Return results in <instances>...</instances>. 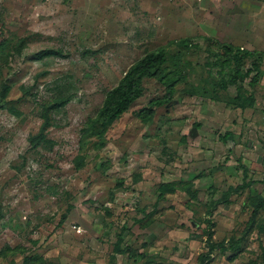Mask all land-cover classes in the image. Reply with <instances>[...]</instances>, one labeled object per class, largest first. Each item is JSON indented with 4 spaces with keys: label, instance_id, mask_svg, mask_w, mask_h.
Returning <instances> with one entry per match:
<instances>
[{
    "label": "rangeland",
    "instance_id": "1",
    "mask_svg": "<svg viewBox=\"0 0 264 264\" xmlns=\"http://www.w3.org/2000/svg\"><path fill=\"white\" fill-rule=\"evenodd\" d=\"M207 38L262 52L252 106L228 74L254 57L226 66ZM161 49L182 64L111 119L109 92ZM260 201L264 0H0V264H264ZM209 231L238 248L208 255Z\"/></svg>",
    "mask_w": 264,
    "mask_h": 264
},
{
    "label": "trees",
    "instance_id": "2",
    "mask_svg": "<svg viewBox=\"0 0 264 264\" xmlns=\"http://www.w3.org/2000/svg\"><path fill=\"white\" fill-rule=\"evenodd\" d=\"M210 42H213L217 45V53L216 55L223 57L222 63L226 66H229L230 64L237 66L240 65L245 59L253 58V62L250 64V66L245 69L244 71H241L239 68H232L229 71L230 77L232 78V83L230 84H236L237 82H240L237 86V94L233 97L234 101L236 102L235 107H238L240 109H245L246 107H250L253 105L254 102V96L252 93L246 95L245 92H242L244 90L243 86L244 83L241 84L242 80L248 79V84L251 86H254L258 82L257 75L260 70V66L262 63V52L261 51H253L248 50L242 46H235L228 42H221L217 39H211L207 38ZM22 43V39L19 41ZM172 43L174 46H178L181 49L187 50L190 47H197L198 44L193 43L192 39L190 38H181L173 40ZM160 51H153L146 53L139 61H137L135 64H133L126 72L123 80L121 83L115 87L112 91L109 92V100H108V110H109V117L111 119L120 117L124 112H126L129 109V106L141 96L143 88L142 83L145 78L154 76V75H160L162 72L160 71V68L157 66L163 65L167 62L168 58L172 62V66L175 68H178L182 64V57L180 54L178 55H172L170 57H166L163 52ZM49 53V52H47ZM252 71H256L257 73L253 76H250V73ZM217 74H223V71L218 70ZM229 82H226L225 80H222L220 83V87L225 89L227 87V84ZM174 93L173 86H170L168 88L167 93L163 98L155 99L150 102V107L143 108L140 113L138 114L140 119L147 123L149 122L154 114L153 109L151 106H161L163 104H166L170 102L171 97ZM231 136V132H227L224 136H222V139L225 141L226 138ZM243 168V182L239 186V188H243L251 184V181H247V171L246 167L241 164ZM238 190H232L230 192H226L222 199H219L216 201V204H228L230 202L231 195L237 193ZM264 201H260L258 205L262 204ZM257 208V207H256ZM256 208L252 212V215L248 221L247 229H249L254 221V214L256 211ZM209 239H208V255L212 253L215 250H219L220 252H225L226 250H235L238 248V242L235 241L233 243H230L229 245L218 242L215 243L211 241V232L208 233ZM120 240V239H119ZM118 245V244H117ZM26 260V259H25ZM23 264H34L32 261H25Z\"/></svg>",
    "mask_w": 264,
    "mask_h": 264
}]
</instances>
